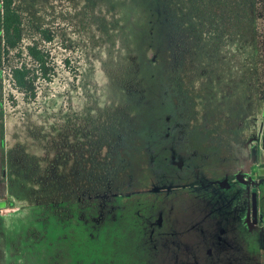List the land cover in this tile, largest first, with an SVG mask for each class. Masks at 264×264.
I'll list each match as a JSON object with an SVG mask.
<instances>
[{
  "label": "rangeland",
  "instance_id": "obj_1",
  "mask_svg": "<svg viewBox=\"0 0 264 264\" xmlns=\"http://www.w3.org/2000/svg\"><path fill=\"white\" fill-rule=\"evenodd\" d=\"M19 1L54 34L28 30L24 45L38 41L56 73L34 101L8 79L0 91V264H264V181L251 222L243 184L256 180L257 151L264 163V103L255 109L232 77L195 76L190 60L188 77L173 76L166 0ZM88 130L99 160L120 161L116 210L101 224L75 207L57 218L33 194Z\"/></svg>",
  "mask_w": 264,
  "mask_h": 264
},
{
  "label": "trees",
  "instance_id": "obj_2",
  "mask_svg": "<svg viewBox=\"0 0 264 264\" xmlns=\"http://www.w3.org/2000/svg\"><path fill=\"white\" fill-rule=\"evenodd\" d=\"M166 4L173 22L169 63L173 76L188 77L181 76L179 70L190 60L195 76L218 72L223 79L232 77L239 81L241 92L251 95L255 109L264 103V0H166ZM161 27L166 32L165 24ZM28 30L46 43L55 38L50 29L35 28L27 22L21 1L0 0V91L8 79L27 100L34 101L38 84L51 83L56 71L50 52L38 41L24 45ZM116 130L121 129L118 126ZM87 132L91 140L83 133L82 145L73 141L71 152L64 145L62 157L54 160L55 170L37 174L38 181L45 180L47 186L40 183L44 189L33 194H38L39 202L57 218L72 219L75 207L79 221L101 224L116 210L111 205L118 195L113 191V171L120 161H111L109 154L99 160L100 142L95 145L93 132ZM117 147L112 143L110 149L115 151ZM258 160L257 151L252 170L256 181H264V163ZM6 206L3 202L0 208Z\"/></svg>",
  "mask_w": 264,
  "mask_h": 264
},
{
  "label": "flooded vegetation",
  "instance_id": "obj_3",
  "mask_svg": "<svg viewBox=\"0 0 264 264\" xmlns=\"http://www.w3.org/2000/svg\"><path fill=\"white\" fill-rule=\"evenodd\" d=\"M248 182H249L248 180L243 182V184L245 185L244 189H246L249 192L248 202L244 203L245 204V211H244L245 215H244V217H245V220L249 219V221L251 222L252 218H253V214H254V212H253L254 207L257 210V216H258V220H259V204L256 203L254 206V203H253L254 198H252V194H251L254 190L257 189V187L255 186L256 185L255 178L252 179L251 185Z\"/></svg>",
  "mask_w": 264,
  "mask_h": 264
}]
</instances>
